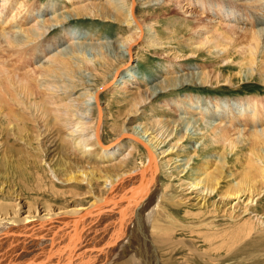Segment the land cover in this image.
Wrapping results in <instances>:
<instances>
[{"label":"rangeland","instance_id":"rangeland-1","mask_svg":"<svg viewBox=\"0 0 264 264\" xmlns=\"http://www.w3.org/2000/svg\"><path fill=\"white\" fill-rule=\"evenodd\" d=\"M30 1L31 4L43 6L51 0L27 2ZM221 1L226 4L247 5L239 0ZM52 2L57 4L56 17L61 16L60 21L66 18L67 28L78 33L73 37L80 36L78 40L66 37L63 31L65 24L57 22L58 25L57 23L53 25L50 31L40 38V41L46 39L48 43L52 44L55 41L57 43L46 59L41 60L42 63L38 62L36 67L40 66V63L43 67L48 65L49 57L57 55L63 62L58 63L64 66L57 65L56 69L60 67L58 70H47L45 73L48 72L49 77L46 76L48 77L46 82L51 81L50 84L54 82L59 86L64 84L67 86L62 87L69 89L64 92L54 91L56 93L53 94L52 91L47 92L42 88L46 95L41 92V96L35 95V98L18 91L17 86H12L7 87L9 93L3 92L0 95V189H5L0 193V206H7L11 210L19 202L18 211L23 218L36 207L40 217H43L46 215L45 210L66 208L81 196H84L82 200L85 201L84 204L88 205L91 196H85L88 192L86 183L62 184L59 180L62 182L69 172L75 173V170L88 173L91 171L98 173L99 170L100 173L101 170H105L109 174H117L130 172L142 165L145 161L142 149H135L132 157H129L121 168L119 167L122 161L119 158L108 166L94 161L89 162L76 152L72 143L67 140L64 130L55 121V115L50 110H56V105L67 104L71 99L76 101H74L76 105H80L82 101L87 100L88 94L101 89L103 91L100 94V104L106 116L101 130L102 143L108 145L114 142L129 120L132 123L129 125L130 128H137L147 133L154 141L160 142L159 153L162 158L160 186L163 191L164 189L167 191L165 193L167 201L164 203L163 200H159L158 207L164 204L169 214L160 210L159 220L165 226H171L170 221L178 220L182 226L195 227L192 231L185 229L184 226L177 228V231L167 239L151 237L152 241H156L154 246L160 264H264V227H258V220L264 222V177L259 172L254 174L248 170L250 161L252 165H258L259 159H264V145H254L250 141L248 133L254 132L250 127L245 128L246 131L240 135H244L245 138L238 136L236 130L243 129L246 122L232 123V126L229 123L220 124V120H203V116L197 110L184 115L181 108L176 109L178 112L176 113L167 106L172 100H180L186 96L193 99L223 98L229 101L249 99L264 104V48L256 51V59L254 58L251 63L247 51L250 50V43L244 34L238 35L236 40L231 33H228L229 36L225 33L223 37L217 39L216 35L206 36L208 34L202 30L207 26L206 15L195 21L192 13L198 8L189 6L188 1L161 0V3L157 4L155 0H138V19L149 26V33L155 35L162 46L154 47L150 41L141 42L133 53L132 79L123 76L115 81L111 80L113 73L125 63V59L122 60L124 53L122 43L131 34V27L126 18V0H75L72 3L52 0ZM180 6L184 7L183 10L187 14L180 10ZM94 10L97 12L96 16L93 15ZM52 16L49 14L47 17H41L30 25L33 26L37 21L41 22L39 27L41 30L38 31L40 34L42 27H45L43 19ZM227 23L225 20L224 26L220 29L230 30L231 25L229 24L228 28ZM233 28L237 30L238 27ZM195 35H203V39H197ZM230 36L231 40H235H232L235 44L228 43L231 41L228 40ZM207 39L211 44H216V48L227 52L229 61H222L217 54L218 50L210 48L211 52H207V48L200 49L196 44L198 40L208 42ZM60 41L61 44L58 43ZM61 46L67 53L70 48H76V52H80L76 53V56L80 55V59L64 53L61 54L62 58L55 50ZM14 60L15 58H9L7 63L9 66L14 65L11 66V71L15 74L18 72L19 75L23 71L33 69L25 67V61H18V64L14 63ZM15 64H18V67H15ZM202 75L209 76L210 79L203 80ZM32 81L36 82L33 78ZM32 81L29 80L32 86L37 85L38 80L34 85ZM41 81L39 79L38 84ZM20 92L24 93L22 97H19ZM67 94L72 97L67 98ZM49 97L52 98L54 105H50ZM39 101L42 103L39 104ZM21 102L24 104L21 105ZM45 103H49L50 106L45 108ZM22 106L24 110L27 108L26 111L20 109ZM31 109L34 110L33 117L29 116L32 113L29 112ZM46 113L47 115H44ZM13 129L15 130L12 132ZM212 129L226 130L227 140L216 141ZM43 150L47 154V158H44L46 162L39 156ZM208 162L211 169L207 172L208 177H205L202 169ZM247 172L249 175L250 172L254 174V177L245 175ZM56 174L59 180L56 179ZM195 178L209 189L218 183L215 192L207 198L206 206L201 208L196 202V193L201 190V186L197 189L188 186ZM96 184L97 182L94 184L95 192L101 193ZM234 189L255 192L256 197L249 204L247 195L241 198L239 204L232 197L233 199H228V202L233 200L231 205L229 203L221 206L218 210L217 204L220 200L228 191ZM259 191L261 196L257 195ZM19 194L22 200L16 201L14 197ZM180 198L186 200L185 205L170 203H176ZM235 206L236 210L233 209ZM4 211L5 209H0V213ZM237 230L240 231L239 238L236 234V237L232 238V234ZM236 238L238 239L234 240ZM235 241H238L240 248H234L236 251L230 253L229 257H219L217 261L210 260L211 257L226 255ZM216 248L222 250L217 251ZM116 260L109 264H122L125 261Z\"/></svg>","mask_w":264,"mask_h":264},{"label":"bare ground","instance_id":"bare-ground-1","mask_svg":"<svg viewBox=\"0 0 264 264\" xmlns=\"http://www.w3.org/2000/svg\"><path fill=\"white\" fill-rule=\"evenodd\" d=\"M27 1L0 0V33L2 32L0 35V95H2L3 92L9 93L7 87L11 88L12 86H17L18 91H23L31 95L30 97H35V95L36 97L39 96L41 92L43 93L42 88L47 92L52 91L53 94L59 91L64 92L69 88L62 87L64 84L60 86L56 85L54 82L50 84L51 81L47 83L46 80L49 75L48 72L45 73L47 70H58L60 67L64 66L58 63L62 62V59L55 55V57L51 56L49 60L47 59L49 61L48 65L46 64V66L43 67V64H41V60L46 59L49 52L52 51V47H55L57 42L55 41L51 44L48 43L46 39L40 40L57 22L61 25L65 24L63 26V31H65L66 37H72V39L78 40L80 35L74 38L73 36L78 33L74 29L71 30L67 28V19L64 18V20L60 21L61 16L56 17L57 4H54L52 0L43 6L31 4V1ZM66 1L72 3L75 0H64V2ZM166 1L167 0H165V2ZM186 1L190 3L189 6L193 5L198 8L195 13H192L194 14L193 19L195 21L203 17L202 15H206L205 23L207 26L203 25L205 27L202 29L208 34L206 36H210L209 34H211V36L216 35L217 39L223 37L225 33L226 36L228 33H231V36L233 35V38L236 40L239 37L238 35L242 36V34H244V37L250 43V50L247 51L250 55L251 63H253L252 61H254L256 51L260 48H264V0H239V2L244 1L247 4L240 6L237 3L226 4L221 0ZM192 1H194V3ZM137 2L138 0H126L125 2L127 4V23L131 27V34L128 35L122 43L124 48L122 60L125 59L126 64L124 63L122 67L118 68L113 73L111 80L116 81L123 76L132 79L133 53L141 42L150 41L154 44V47L162 46L156 36L149 33V26L147 27L144 22H140L138 19ZM155 2L160 4L161 0H155ZM183 9L184 7L180 6V10L187 14ZM93 13V15H97L95 10ZM49 14L53 16L45 20L43 19V26L45 27H42L43 30L38 34V31L41 30L39 29L41 22L39 23L37 21L33 26L30 24L41 17H47ZM225 20L228 22L227 27L231 25L230 30L225 31L222 30L223 28L220 29L221 26H224ZM59 23H57V25ZM235 26L238 27L236 28L237 30L233 28ZM202 36L203 35H199L196 37L202 40ZM231 36L230 39L227 37L228 40H231ZM200 40L196 41L199 42ZM205 40L206 38H204V41ZM232 40L228 43L235 44L233 42L235 40ZM204 41H200L199 43L196 42L200 49L205 50V48H207V52H211L210 48L218 50L217 54L222 61H226L230 58L227 52L225 53L224 50L216 48V44H211L209 40L208 42ZM58 43L61 44L62 42L60 41ZM61 48L62 46L55 49L58 55L64 53V55L70 54L71 57L74 56L76 58L80 56H78L80 52H76V48H70V51L68 50L69 53H67L64 48ZM76 53H78L77 56ZM61 57L63 58V55H61ZM9 58H15L13 61L14 63L25 61V67H32L33 69L25 72L23 71V73L19 75L17 74L18 72L15 74L11 71L14 65H11V67L7 63V59ZM84 61L86 60L84 59ZM38 62H41L40 66L36 67ZM18 64H15V67H18ZM68 64L70 65V63ZM57 65L60 66L58 69H56ZM69 68H71V66ZM41 70H43L45 75ZM32 78L36 80V82L38 80L37 85L32 86V84L29 83V80L31 82ZM53 78L55 77L53 76ZM208 78L209 76H204L203 80H208ZM39 79L40 81H44L38 84ZM34 82L33 85L36 83ZM106 86H108V84ZM102 91L101 89H97L91 92L88 94L87 100L82 101L83 103L80 105H76V101L71 99L69 102L70 105L67 103L69 106L68 109L66 103H64L66 109L62 107L64 106L63 104L56 105V110H50L55 115V121L60 125L62 130H64L67 140L72 143L76 152L89 162L94 161L95 163L108 166V164H114V160L119 158L122 161L119 167L121 168L122 165L127 163L128 158L132 157L135 149H142L144 151L145 161L140 167L133 168L130 172L125 171L117 174H109V172L105 170H101L100 173V170L98 173L94 171L88 173L82 170H75V173L72 171L69 172V175H67L68 178L66 177L67 179L65 178L62 182L56 174V179L62 184H69L70 182L76 183L77 185L86 183L88 192L85 196H91L88 205L84 204L85 201H82L84 196H81L75 199L73 203L66 206V208H57L55 210L58 211L57 213L49 209L45 210L46 215L40 217L37 211L38 208L36 207L33 212H27V215L23 218L20 215V211H18L19 202L14 205L11 210H9V207H3L1 205L0 207L5 209V211L0 213V264H109L111 261L116 262V259H124L125 261H123L122 264H160L158 253L154 246L156 241L153 240V242L151 237L154 236L159 240L167 239L171 234L177 231V228H182L184 226H182L178 220L170 221L171 226H165L159 220L160 210L168 213L164 204L160 208L158 207L159 200H163L164 203L167 201L165 194L167 191L166 189L163 191L160 186L162 170L160 163L162 158L161 153H159L160 142L154 141L147 133L141 132L137 128H130L129 125L132 123L131 120H129L123 132L114 142L108 145L102 143L101 130L104 120L106 119L100 104V94ZM23 94L20 92L21 96L19 95V97H22ZM43 94H45V92ZM68 96L67 98L72 97V95ZM49 98L51 99L49 102L50 105H54L52 98ZM45 100H47L46 97ZM24 101H26V99ZM41 103L42 102L39 104ZM49 103H45V108L50 106ZM136 103L138 104V102ZM20 104L23 105L24 103L21 102ZM36 104L37 103H35V105ZM167 106L174 109L173 111L176 113H178L176 109L181 108L184 115L189 114L190 111L197 110V112L203 116V120H220V124L229 123L230 126H232V123L235 124L241 121H243V123L246 122L245 125L243 124V129L238 128L236 130L238 136L245 138L244 135H240L246 131L245 128L250 127L254 129L252 134L248 133L250 141L254 145H264V104L260 101L249 99L244 101H229L223 98L193 99L191 96H186L180 100H172ZM23 107L24 106L20 109L22 110ZM26 107L28 108V105H26ZM38 107L40 106L38 105ZM61 107L64 110L61 109ZM26 109L22 111L24 112ZM30 111L32 113L28 115L32 116L34 110L32 111L31 109L29 112ZM44 115H47V113ZM14 130L15 129H13L12 132ZM212 131L215 133L214 138L216 141L224 142L227 140L226 130L212 129ZM39 154V156L42 157V161L44 158H47L45 150L41 151ZM250 162L248 163V168H250L248 170H251L253 173L259 172L261 173L260 175L264 177V159H259L258 165H252V162ZM210 169L211 166L208 162L202 169L205 177H208L207 172ZM248 172L245 175L248 174V176L254 177V174H256H251L250 172L249 175ZM245 178L246 177H244V179ZM76 180H80V182H76ZM96 182L97 187L102 191L101 193L99 192L100 194L95 192L94 184ZM202 184L203 182H198L197 178L188 184L190 188L194 189L201 186V190L196 193V202H198L200 208L206 206L207 198L215 192L218 185V183H216L214 188L211 187V189H209ZM250 184L249 187L251 188ZM4 191V188L0 189V193ZM161 192L162 196H160ZM191 194L193 195V193ZM255 194V192L251 191L242 192L240 189L228 191L224 198L217 204V209L219 210L221 206H226L229 203V205H231V201L233 200L228 202V199H233L232 197H234V200L239 204L241 198L247 195L248 204L250 202L252 203L256 197ZM257 195L261 196V192L259 191ZM14 198L16 201L22 200L20 194ZM185 201L184 198H180L177 202L175 201L176 203H170L183 206L185 205ZM236 206L233 209H235ZM157 213L158 215L156 216ZM258 224L259 228L264 227L263 221L258 220ZM184 228L190 231L195 229V227L192 226H184ZM239 233L240 231L238 230L234 232L232 238L235 234L238 235L239 238ZM232 245L233 246L227 251L226 255H220L218 258L211 257L210 260L217 261L220 259L219 257L227 258L230 256V253L236 251L234 248H240L238 241H235ZM219 249L222 250V248H216L215 250L218 251ZM204 255L208 256L207 254Z\"/></svg>","mask_w":264,"mask_h":264}]
</instances>
